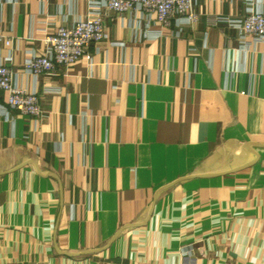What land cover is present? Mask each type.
Masks as SVG:
<instances>
[{"label": "crops", "instance_id": "0c3cea01", "mask_svg": "<svg viewBox=\"0 0 264 264\" xmlns=\"http://www.w3.org/2000/svg\"><path fill=\"white\" fill-rule=\"evenodd\" d=\"M90 2L0 0V62L43 110L0 117V264H264V42L222 19L264 0L110 13L90 57L25 73Z\"/></svg>", "mask_w": 264, "mask_h": 264}, {"label": "built area", "instance_id": "2783aa9c", "mask_svg": "<svg viewBox=\"0 0 264 264\" xmlns=\"http://www.w3.org/2000/svg\"><path fill=\"white\" fill-rule=\"evenodd\" d=\"M246 1L252 4L254 0ZM194 4V0H91L89 13L85 17L72 25L59 26L45 36L43 51H32L23 62L24 72L36 79L41 75L56 74L59 67L69 66L82 57H90L92 43L108 36L104 18L110 13L135 11L148 22L153 18L163 25L173 21L177 25L192 24L198 20ZM222 19L238 30V39L245 40L247 36H252L256 41L264 42V11L250 7L246 15ZM7 59L10 57L0 62V117H9V111L15 109L39 121L43 110L37 91L16 83V72ZM4 93L7 97L5 104L1 102Z\"/></svg>", "mask_w": 264, "mask_h": 264}]
</instances>
